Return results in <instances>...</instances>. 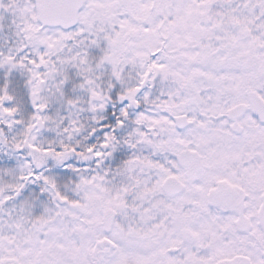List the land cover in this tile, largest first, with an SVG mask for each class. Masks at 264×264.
<instances>
[{"label":"snow or ice","instance_id":"6c2138e0","mask_svg":"<svg viewBox=\"0 0 264 264\" xmlns=\"http://www.w3.org/2000/svg\"><path fill=\"white\" fill-rule=\"evenodd\" d=\"M0 264H264V0H0Z\"/></svg>","mask_w":264,"mask_h":264}]
</instances>
